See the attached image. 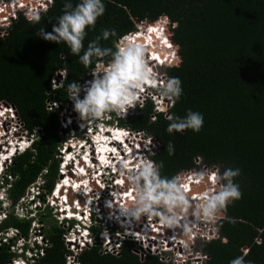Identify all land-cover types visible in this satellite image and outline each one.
<instances>
[{"label":"trees","instance_id":"1","mask_svg":"<svg viewBox=\"0 0 264 264\" xmlns=\"http://www.w3.org/2000/svg\"><path fill=\"white\" fill-rule=\"evenodd\" d=\"M65 2L52 0L36 24L20 16L7 35L0 37V102L13 106L22 130L33 135L30 147L15 154L7 166L10 179L5 178L4 184L11 207L0 224V233L14 228L20 237L28 236L34 218L19 217L14 206L37 178L42 182L38 185L42 203V194L53 188L60 163L58 151L63 133L68 131L60 126V114L66 106H73L68 85L92 79L98 62L93 58L92 65L85 68L65 43L37 35L41 28L52 31ZM79 2L71 0L73 6ZM102 2L106 11L94 28L87 29L85 50L89 42L101 37L99 46L115 51L117 40L133 32L137 24L164 22L170 50L178 56L176 64L166 67V76L178 77L183 88L180 99L172 100L167 111L156 112L152 101L146 99L116 122L160 143L149 159L162 163V176L172 178L178 171L194 167L196 156L205 165H216L220 174L239 168L234 182L243 196L222 211L223 218L217 222L219 238L202 243L200 249L208 255L206 264H229L244 255V248L246 262L264 264V0ZM105 29L115 33L103 39ZM102 59L107 63L111 57ZM188 110L203 114L201 131L169 134L167 117L183 118ZM101 136L95 140L100 141ZM169 142L174 145L173 155L166 151ZM34 215L46 244L38 248L33 264H66L65 231L54 219L43 227L45 219L51 218L48 207L36 208ZM12 245L10 240L0 241V264L17 256ZM131 247L132 242L125 240L118 255L103 254L96 243L76 258L79 264H164L156 256L140 260Z\"/></svg>","mask_w":264,"mask_h":264},{"label":"clouds","instance_id":"2","mask_svg":"<svg viewBox=\"0 0 264 264\" xmlns=\"http://www.w3.org/2000/svg\"><path fill=\"white\" fill-rule=\"evenodd\" d=\"M105 11L106 8L102 0H80L75 6H73L71 0H66L63 5V14L57 17L56 23L52 25V31L48 32L44 28L37 31V35L47 41L57 44L65 43L70 48L71 53L79 57L80 63L85 68L92 65L93 58L98 61L91 73L92 79L84 81L83 84L73 82L68 85L69 99L73 102L74 111L79 116L81 126L87 123L83 128L79 129V127L78 129L79 132L85 133V140L80 143V146L87 145L91 160H93L91 157H97L98 152L93 151L91 146L93 138L90 136L92 131L87 132L86 127L97 131L102 129L103 134L109 137V133L105 129H111L113 121L104 118L105 115L116 113L125 116L130 108H133L132 112L136 106H139L137 102L146 87L154 89L162 99L167 98L168 100H179L183 93L182 81L178 77L157 81L156 73L150 66L151 58L148 56V50L143 43L124 37L116 44L115 51H113L111 48L99 46L101 37H97L95 41L89 42L85 50L84 40L87 29L89 27L94 28L98 18ZM26 18L30 23L36 24L39 23L41 16L39 12L29 11ZM114 33L115 30L105 29L102 38L108 39ZM153 35L155 42L159 44V40L163 39L167 33L163 34L162 38ZM109 56L111 59L107 63L103 62L102 58ZM158 110L167 111V106L161 104ZM111 117L115 118L116 116L112 114ZM167 119L170 121L167 127L169 134L184 132L188 129L198 133L204 125L203 114L192 110H188L183 118H174L169 115ZM95 121H98L101 125H94ZM67 127L69 126L65 128ZM119 127L122 126L119 125ZM124 130H128V133L125 136L121 134L122 137L119 142L112 139L109 141L119 149L123 147L122 144L131 147L133 139L130 136L132 133L138 132L126 128ZM72 136L73 134H71ZM1 150L3 149L0 146ZM166 151L169 155L174 154V145L171 142L167 144ZM19 152L22 151L13 149V156L9 157L8 160L3 159L0 164V224L6 219L7 212L11 207L6 188H1V185L6 187L4 179L7 178V162ZM78 160L82 162L80 157ZM162 167V163L157 165L150 159H139L132 167L129 166L127 160H121L120 164H117V168H120L121 174L126 175L134 191L129 199L126 202L119 203L118 207H113V202L108 201V206L113 210L111 216L117 221L129 225L140 222L143 217L149 219L159 218V223L167 229L173 231L181 229L187 235L191 233L193 227L188 219L190 209L196 220L214 221L223 210H226L230 203L241 199L243 196L240 186L234 182V178L240 175L239 168L225 169L222 174L218 172L199 173L195 177L196 183L203 182L205 176H207L212 180L215 187L206 189L199 196L194 197L190 196L187 188V184L191 182L192 178L181 180L179 176L172 178L162 176L160 171ZM30 188L31 185L27 190L30 191ZM55 190L56 188L53 185L51 191L46 194V200L42 203L43 208L48 207L58 210L57 203L52 202V198H55ZM37 196L38 193L31 196L25 206V213L21 216L34 218L31 223L33 225H35L34 214L36 208H41V204L36 205L34 202ZM194 199L196 200L195 204L193 203ZM19 204L18 201L15 207L17 208ZM19 208H21V205ZM56 222H58V219H56ZM32 229L34 230L33 234L28 235L26 238L20 237L14 228H8L0 233V241L3 238L12 241L13 245L10 249L13 248L12 251L17 254L16 257L10 260L12 264H14V261L18 262L16 264H33L32 260L36 257L35 254H37L38 248L43 246L40 244V240L45 238L41 233H38V229L35 232V226ZM246 255L247 252L245 251L244 255L233 258L229 264H252L251 261H245Z\"/></svg>","mask_w":264,"mask_h":264},{"label":"built area","instance_id":"3","mask_svg":"<svg viewBox=\"0 0 264 264\" xmlns=\"http://www.w3.org/2000/svg\"><path fill=\"white\" fill-rule=\"evenodd\" d=\"M51 4L52 0H0V37H4L7 35L8 28L11 26L13 21L17 20L20 16L26 18V14L29 11L39 12L40 14L42 12H45ZM139 28L140 27H136L133 32H130L124 35L123 37L119 38L116 44H118L124 37H127L130 40L143 43L148 50V56L151 58L150 66L156 73L157 81H164L163 77L165 76L158 73L157 68H160L162 66H169L170 64H176L178 61V56L170 50L169 40L167 38V35H165L168 30L167 24L160 21L149 23L140 31V34H138ZM151 28H156L155 30L160 32L161 38L163 37V34L165 35L163 39L160 38L161 40H159L158 38L159 44L154 40L153 31H149V29ZM166 43H168V46L166 45ZM84 81L81 82V84H83ZM151 97H153L152 100H156V108L154 106V110L156 112H165L159 111L158 108L161 104L165 103L164 100L168 101V99H162L155 92V90L151 88H145V91L140 95V99L137 104L142 105L146 99L151 100ZM169 101H171L172 103V100ZM171 103L169 107L171 106ZM165 105L168 106L166 103ZM132 109L133 108H130L128 110V113H130ZM6 111H8V118H13L16 121L15 123L12 122L10 124L15 130L9 131L8 133L3 129L4 124L2 120L4 119L3 116L6 115ZM2 113L0 112V130H2V133H0V139H3L4 141L5 138L8 140L9 137H12V141L10 139L8 140V143L13 142V145L11 147L14 150L18 149L20 151H23L26 147L30 146V143L33 139V135H29L24 130H22V124H20L17 117L14 115V110L11 107H2ZM111 114L115 115L116 117H111ZM122 116L123 115H117L116 113H109L105 118L110 119L115 123H113L111 128L127 133L128 130H124V127H119V124L116 122L117 118ZM16 127H18L24 133L21 132L20 135H16V133H19L20 131H18V128ZM79 127L82 126L80 125ZM137 133L138 132H136V134ZM155 144L159 146L158 142H156ZM0 146L4 147L3 143H0ZM122 146L123 147L120 149L117 148L119 152L123 151L125 149V146L127 145L122 144ZM134 146L136 145L134 144ZM124 153L125 151H123V154ZM85 155L87 156L86 152ZM88 155L90 160V151ZM83 157L85 156L82 155L81 159ZM78 158L79 157H74L73 155H71L70 157L67 155V161L66 159H61L62 164L59 163L60 167H58L57 170L58 179L54 183V186L56 188V194L59 193V189L63 184L62 182L67 177L70 178V180H72L71 177H79V173H75L74 175L72 174L71 177L68 175L69 171H71L72 173L75 172V168L71 166L74 165L75 160H77V163L79 165H82V168L84 166L88 168L87 164L79 162ZM70 159H73L72 164H69ZM139 159H142V157H140ZM193 161L194 167L189 169H182L178 171L174 175V177L179 176L181 180H187L188 178H192L191 182L187 184V188L189 190L190 196L195 197L199 196V194L205 191L206 189H212L213 187H215V185H213L212 180L209 179L207 176H205V180L201 183H196L195 177L201 172H218V167L216 165L208 166L203 164L199 156L194 157ZM117 163L120 162L118 160H114L113 164L108 165L110 166L109 171H105L107 173L102 174V167H95L93 171L92 169L88 168L90 170V181H88L87 184L88 187L91 188V190L89 191L91 195H89V197L95 199L94 204L91 206V210H88L85 213L86 208H83V210L82 208L79 209V207L81 206L79 205V201L77 199H72V201L70 202L66 197V191H64L67 187H64L63 189L64 192L61 194V202L57 200L58 203L60 202L61 204H63V207L59 206L58 210L55 209L52 216L55 219H58V222L61 225L68 224L67 231L64 230L65 232L62 234L63 242L65 244L66 249L68 250V252L65 254L66 264H79L76 256L84 248L96 243L100 246V253L118 255L121 250V246L125 240H129L132 242L131 251L140 260H143L146 256H156L158 260L164 264H206V261L208 260V255L201 251L200 246L202 243L219 238L217 222L219 219L223 218V213L221 212L214 221H204L196 220V218L192 215V210L190 209L188 219L190 224L193 225V227L191 233L187 235L181 229H176L175 231L167 229L159 223V218L149 219L147 217H143L140 222L133 223L128 228H126L125 226H122L119 221H117L114 217H109L108 211L110 209L106 207L107 204L102 205L100 203L102 201H108L111 196V193L117 190V187L114 186L113 188L110 186L109 190L106 191V186H109V184L115 185L118 183L116 181L122 179L123 181L127 182L126 184L128 188L126 189L128 190L129 196L125 197L122 195L121 202H126L131 196L130 190H132V188L126 178V175L120 176L119 179H117L116 177L119 176L121 172L120 169L117 168ZM9 164L10 161L7 162V166ZM94 165L97 166L95 162H91V166ZM85 167L82 173L84 172L85 174H87ZM94 171H96L95 174L93 173ZM7 178L10 179V175H7ZM38 179H40L41 181V178H37L36 183ZM73 180H78L79 183L82 182V180L79 178ZM94 181L100 186H95ZM122 190H124V187L122 188ZM30 192L31 194H37L38 192L40 193V190L38 189V186H35L33 184V186L31 185ZM103 192H106L105 198L102 197ZM92 193L94 195H92ZM82 198L85 200V197ZM52 202L54 203L55 201L53 200ZM193 203H196L195 199L193 200ZM63 208L64 211H62ZM70 211L72 212L71 216L69 215ZM93 237L95 238L94 243H92ZM222 240L224 241V239ZM40 241V244H46L45 239H41ZM112 243H114V246L110 247V244ZM242 251L244 254L247 249L244 248ZM16 263L18 262L14 261V264ZM7 264L12 263L9 261L7 262Z\"/></svg>","mask_w":264,"mask_h":264},{"label":"bare ground","instance_id":"4","mask_svg":"<svg viewBox=\"0 0 264 264\" xmlns=\"http://www.w3.org/2000/svg\"><path fill=\"white\" fill-rule=\"evenodd\" d=\"M149 31H153V34L159 35V32L157 33L155 29H152L151 28V29H149ZM166 45H168V43H166ZM98 131L95 130V132H98V134H102L101 139H100V141L98 140L99 141L98 142V141L94 140V138L96 137V136H94L93 137V140H92V145H91L93 147V151H95V149L98 147V149L96 150L98 152L97 155H96L97 157H95L96 158V162H97V166H95V165L94 166H91V162H95V160L94 159L93 160H91V159L89 160V155H88L89 150L86 151L87 156H85V157H83L81 159V161H82L81 163L87 164L88 168L92 169V171L94 170L95 167L96 168L102 167L103 170L101 171V174L102 173H107L105 171H109V168H110V166H108V165L113 164V161L114 160L115 161L118 160L119 162L121 160H127L129 162V166L132 167L139 160L137 158L140 155L143 154V149L139 146V144L137 142V145L135 147H134V144L132 145V147H129V148L127 146H125V149L123 150V151H125V153H124L125 155H124L123 154V151L122 152H119V150L117 149V147L115 146V144H113L112 142H109V140L111 138L105 136L103 134L104 132H103L102 129L101 130H98ZM113 135L115 137H119L118 138L119 140H120V137H122L121 136V133H119V132H117V133L114 132ZM9 139L12 141V137H9ZM8 140L3 143V139H0V143H3V145H4V150L5 151L1 150L3 153H7L9 149H10L9 150L10 152L13 151V148L11 147L13 145V142H9L8 143ZM96 142L98 143V145L96 144ZM6 143L8 145H5ZM94 143L97 145V147L94 146L95 145ZM69 147H71V146H69ZM81 149H82V147H81ZM79 156H80V154H79ZM3 159H4V156H0V164L2 163ZM71 160L72 159H70L69 163L72 164V161ZM117 164H120V163H117ZM71 166H73L75 168V172H73V173L71 172V174H68V175L71 177L72 174L74 175L75 173H79L78 174L79 177H77V178L81 179L82 182L79 183L78 180H73L72 177H71L72 180H70V178L67 177L62 182L63 184L60 187L59 193L56 194V192H55L56 195H55L54 201L56 199V200H58V201L61 202V199H62L61 194L64 191H66V197H67V199L70 202L72 201V199H77L79 201V205L81 206V207H79V209L82 208V210H83V208H86L85 209V213H86L88 210H91V206L95 202V199L94 198H90L89 197V195H91L90 192H89L91 190V188L88 187L87 182L90 181V175H88V172H87V174H85L84 172L82 173V171H84L83 169H84L85 166L82 168V165H79L77 163V160H75L74 165H71ZM69 173H70V171H69ZM93 173L95 174L96 171H94ZM120 176H125V175L121 174V172H120V175L119 176H116L117 179H119ZM116 182H118V183L115 184V185L114 184H111V187L114 188V186H115V187H117V190H115V191H113L111 193V196H110V198L108 200V201H112L113 202V207H118L119 206V203H121V201H122V199H121L122 198V195L125 196V197L129 196L128 190L126 189V188H128V186L126 184L127 182L126 181H123V179L122 180H118ZM94 185L97 186V187L100 186L96 182L94 183ZM64 187H67V188H65V190L63 191ZM123 187H124V190H122ZM1 188L2 189H5L6 187L1 185ZM108 188L109 187L106 186V191L108 190ZM130 191H131V194H132L134 190L132 189ZM114 193L116 194L115 196L113 195ZM82 197H85V200ZM58 201L57 202H54V203L55 204L57 203V206H62L63 207V204H61L60 202L58 203ZM108 201H102L100 203L102 205H106L107 204L106 207L108 209H110L108 211L109 212V217L113 218L111 216V213H112L113 210L108 206ZM103 202H106V203H103ZM62 211H64V208L62 209ZM71 213L72 212L70 211V214H69L70 216H71ZM82 214H84V213H82ZM119 223L122 226H125L126 228H128L130 226L129 224L122 223L120 221H119Z\"/></svg>","mask_w":264,"mask_h":264},{"label":"rangeland","instance_id":"5","mask_svg":"<svg viewBox=\"0 0 264 264\" xmlns=\"http://www.w3.org/2000/svg\"><path fill=\"white\" fill-rule=\"evenodd\" d=\"M155 22H159V21H155ZM150 23H152V22H150ZM148 25V22H143V23H141V24H137V26L136 27H140L139 28V30H138V34H140V31L144 28V27H146ZM157 33H158V31H156ZM160 36V33H159V35L157 36V37H159ZM168 52H169V50H168ZM173 64H170L169 66H172ZM157 67V66H156ZM166 67L167 66H162V67H160V68H157L158 69V73H160V74H162L163 76H165V77H163V80H165V79H167V76H166V71H165V69H166ZM55 80H57V79H55ZM57 82V81H56ZM58 83V82H57ZM82 96H83V93L81 94ZM149 96V95H148ZM147 98V97H146ZM149 98V97H148ZM152 98L153 97H151V101H152V103H153V105L155 106V108H156V100L154 99V100H152ZM164 102L168 105L167 106V108L169 107V105H170V103H171V101H167V100H164ZM165 103H163L164 105H165ZM139 106H141V105H139ZM1 109V108H0ZM1 111V110H0ZM107 116V114L105 115V117ZM4 117V119H2L3 120V129L8 133L9 131H13V130H15L14 128H12V126L10 125L12 122L13 123H15L16 121H15V119H13V118H8L9 117V115H8V113H6V115L5 116H3ZM104 117V118H105ZM93 122V121H92ZM114 123V122H113ZM18 124V123H17ZM87 123H85V124H83L82 126H85ZM115 124V123H114ZM19 125V124H18ZM81 125V121H80V119H79V116H78V114L74 111V106H66L65 107V109L64 110H62V112H61V114H60V126L64 129L66 126H69L68 127V131H66V132H64L63 133V137H64V143L62 144V147H60V149L59 150H61V151H65V153H66V156L68 155L69 157L71 156V155H73L74 157H78L79 156V154H80V156H82V155H84V156H86L85 155V152L87 151V145L85 144L84 146H82V149H81V146H80V143H83V141L85 140L84 138L86 137L85 136V133H81V132H79V126ZM94 125H96V126H99L100 125V123L98 122V121H95V123H94ZM16 128H18V127H16ZM86 129L88 130V131H92V133L90 134V136L93 138L94 136H97V135H99L98 133H96L95 132V129L94 130H92V129H88L87 127H86ZM20 129L18 128V131H19ZM1 132L0 133H2V130H0ZM84 131V130H83ZM22 131L20 130L19 131V133H16V135H20V133H21ZM121 132V131H120ZM15 133V132H14ZM22 133H24V132H22ZM71 134H73V136L71 137ZM123 135L125 136V135H127V133L126 132H124L123 133ZM127 138V137H126ZM130 138L131 139H133L131 142L133 143V144H135V145H137V142H138V144H139V146L143 149V152H144V154H142V155H140L139 156V158L140 157H142V159H149V155H151L152 153H154L155 152V150L157 149V145L155 144L156 142L154 141V140H150V137L148 136V135H146V134H144V133H142V132H138L137 134L136 133H132L131 134V136H130ZM6 141H7V139H5ZM94 140H95V138H94ZM97 145H98V143H96ZM69 146H71V147H73V149H71V148H69ZM66 149V150H65ZM60 157V163L62 164V161H61V159L63 158V154H61L59 151H58V158ZM62 157V158H61ZM138 158V159H139ZM66 161H67V159H66ZM72 161V160H71ZM60 164V165H61ZM69 164H71V163H69ZM95 164L97 165V163L95 162ZM60 167V166H59ZM118 169H120V168H118ZM108 178V177H107ZM58 179V176H57V178H56V180ZM56 180H55V182H56ZM42 182L40 181V179H38L37 180V183L35 184V186H38L39 184H41ZM111 185L109 184V186L108 187H110ZM108 190H109V188H108ZM105 193L106 192H103L102 194L104 195V198H105ZM33 194H31V192L30 191H28L27 190V192L25 193V195H24V198H21L20 200H19V206L21 205V208H19V206L17 207V208H19V209H17L15 206H14V214H16V215H18L19 217H21L22 215H24V213H25V206L27 205V202L29 201V199L31 198V196H32ZM43 196H44V198L46 197V194L45 193H43L42 194ZM44 200H46V199H44ZM54 200V199H53ZM52 200V201H53ZM35 202V204L36 205H38V203L39 204H41V208H40V211L42 210V208H43V204H42V197H41V194H38V196H37V199L34 201ZM49 210H50V213H51V218H47V219H45V222H44V226L43 227H47L49 224H52V223H54V221H53V216H52V214H53V212L55 211V210H53L52 208L50 209V208H48ZM46 211V210H45ZM44 211V212H45ZM53 217V218H52ZM55 219V218H54ZM56 220V219H55ZM56 224L58 225V226H60V228H62L63 230H65V231H67V226H68V224L66 225V224H60L59 222H56ZM35 226V228L36 229H39L40 228V224H39V222L37 221V220H35V225H33V224H31V229L33 228ZM30 229V231H29V233H28V235H30V234H33V232H34V230L32 231ZM93 236H94V234H93ZM94 240H95V238L93 237L92 238V243H94ZM2 241H4V238H3V240ZM114 246V243H112V244H110V247H113ZM13 248H11V250H12ZM39 255H41V253H39Z\"/></svg>","mask_w":264,"mask_h":264},{"label":"water","instance_id":"6","mask_svg":"<svg viewBox=\"0 0 264 264\" xmlns=\"http://www.w3.org/2000/svg\"><path fill=\"white\" fill-rule=\"evenodd\" d=\"M58 76L59 77H61L62 78V73L61 72H59L58 73ZM56 85L58 84L57 82L55 83ZM0 108H2V107H4V108H12L13 110H14V107L13 106H11V105H8L7 103H5V102H0ZM1 110V113H2V109H0ZM6 113H8V111H6ZM5 113V114H6ZM3 114V113H2ZM14 115L17 117V113L15 112V110H14ZM18 119V118H17ZM150 140H153V138H150ZM159 143V142H158ZM160 144V143H159ZM120 152H122V151H120Z\"/></svg>","mask_w":264,"mask_h":264},{"label":"flooded vegetation","instance_id":"7","mask_svg":"<svg viewBox=\"0 0 264 264\" xmlns=\"http://www.w3.org/2000/svg\"><path fill=\"white\" fill-rule=\"evenodd\" d=\"M92 159H94L95 160V158L94 157H91ZM85 169H86V171L88 172V175H90L89 173H90V170L88 169V168H86L85 167ZM68 174H71V171H70V173H68ZM73 179H78L77 177H75V178H73ZM107 181V180H106ZM92 195H94L93 193H92ZM102 197H104V195L102 194ZM97 198V197H96ZM55 202H57V200H55Z\"/></svg>","mask_w":264,"mask_h":264},{"label":"snow or ice","instance_id":"8","mask_svg":"<svg viewBox=\"0 0 264 264\" xmlns=\"http://www.w3.org/2000/svg\"><path fill=\"white\" fill-rule=\"evenodd\" d=\"M154 31V30H153Z\"/></svg>","mask_w":264,"mask_h":264}]
</instances>
